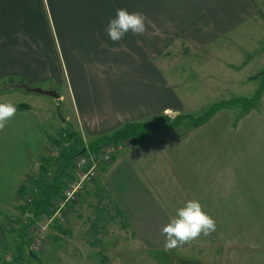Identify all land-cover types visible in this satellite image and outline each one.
I'll list each match as a JSON object with an SVG mask.
<instances>
[{
	"label": "crops",
	"instance_id": "1",
	"mask_svg": "<svg viewBox=\"0 0 264 264\" xmlns=\"http://www.w3.org/2000/svg\"><path fill=\"white\" fill-rule=\"evenodd\" d=\"M120 8L147 17L143 35L129 32L119 42L108 37V21ZM45 9L49 19L41 0H0V82L14 77L30 88L43 89L41 85H48L49 89L44 90H54L63 83L61 68L64 69L68 89L64 95L59 93L60 99H53L63 103L69 94L76 127L67 125L84 141L111 135L126 123L154 121L168 109L167 101L172 104L175 94L163 89L157 74L148 66L151 55L147 51L163 47V39L169 34L174 41L182 36L190 48H203L212 41L224 40L240 47L249 43L247 48L254 49L258 39L249 38L252 29L246 25L256 19L258 24H264V0H47ZM244 29L240 38L230 37ZM51 32L55 34L57 49ZM257 108L244 114L236 124L263 127L264 93ZM222 111L226 113L219 111L205 125L191 128L185 137L164 139L154 146L150 145L155 142L122 146L112 164L101 171L100 181L87 185L80 199L98 194L103 188L112 217L124 220L149 249L162 250L165 236L161 229L176 213L166 212L161 204L164 201L157 197L159 175L165 182L169 179L166 169L172 168L178 176H212L217 184L192 187L189 182L184 183L177 198L173 194V200L168 201L178 209L187 200L196 199L215 219L216 230L194 240L191 246L215 250L214 264H264V133L249 139L250 153L238 148L230 154L233 158H228L229 139L217 137L223 124H232L233 118L227 113L230 110ZM63 120L67 123L68 117ZM239 141L232 138L235 143L230 144L239 145ZM46 142L49 143V135L32 106L17 109L0 131V211L19 210L22 218L29 221L32 213L23 214L27 206L20 196V187L26 185L32 169L46 156ZM184 145L210 154L203 153L204 162L197 165L192 155L178 148ZM169 153L176 154L172 167L163 162ZM80 199L72 203L67 225L59 232L53 228V242L70 236L71 230L80 224L81 216L77 214L85 205ZM1 216L0 212L2 261V248L9 253L14 251L17 234L10 231L15 245L6 246ZM24 221L26 224L19 220L16 225L27 226ZM47 250L44 258L55 251Z\"/></svg>",
	"mask_w": 264,
	"mask_h": 264
},
{
	"label": "rangeland",
	"instance_id": "2",
	"mask_svg": "<svg viewBox=\"0 0 264 264\" xmlns=\"http://www.w3.org/2000/svg\"><path fill=\"white\" fill-rule=\"evenodd\" d=\"M41 2L46 18L49 19L45 9L47 0H41ZM262 25L264 26L262 22L258 24V19L250 21L246 25L252 30L256 29V31L253 32L251 30L249 33L250 39H258V45L254 49L247 48L249 43L240 47L236 46L237 43L224 40L212 41L210 45L203 48H190L182 36L174 41L172 34L163 39V47L148 48L149 50L147 49V51L151 55L148 66H151V70L157 74L163 89L170 90L175 94L172 104L169 101L166 102L169 107L162 114L172 121L180 115L198 117L219 102L234 98H252L259 89L261 80L264 77V29L260 28ZM49 26L51 27V22ZM246 29L241 31V33H236L237 35L232 34L230 37L240 38ZM53 34L52 39L56 48ZM61 71L64 78L63 83L55 86L54 90L64 95L68 89V81L65 78V70L61 68ZM41 87L43 88L42 90L49 89L48 85H41ZM5 101H11L16 106L27 104L35 108L42 121V127L51 138H56L60 129H67V124L76 127L75 112L68 93L64 98V102L60 103L50 96L38 95L27 90L24 84L10 86V84H1L0 82V102ZM256 110L259 111L260 109L257 108ZM240 112L241 109L239 108L228 111L227 113L233 118V122L232 124H226V126L223 124L222 129H219L220 137L218 136L217 138L221 140L229 139L227 140L228 158H233L230 154L235 153L238 148L241 151L243 149L245 153H250L249 139L260 137L264 133V126L236 124L242 117L239 115ZM223 113H226V111H221L219 114ZM66 117H68V120L67 123H64L63 118ZM214 126L216 125L214 124ZM190 130L191 127L188 126V123H184L183 126L177 129L157 125L150 134L148 143L155 142V144L150 145L154 146L158 144V141L163 142L164 139L185 137L190 133ZM212 138H216V136H212ZM232 138H239L240 144H230L235 143L232 142ZM92 140V138L86 139V143L88 144ZM204 147L210 148L212 146ZM178 148L184 149V154L192 155L197 165L204 162L205 154H210L203 151L196 152L192 145L178 146ZM51 149L50 142H46L44 148L45 153L47 151L46 156L52 157L50 154ZM122 155L123 153L119 157ZM175 156L176 154L169 153V158L163 160L164 164L169 162L172 167V159ZM188 161L193 162L189 158ZM183 164L185 165V162ZM229 164L231 166L234 165L231 161H229ZM38 166L39 164L37 163L36 167L31 171V175L34 178L38 177ZM189 166L191 168V165ZM166 170H169V179L163 182L161 175H159L157 179L159 185L157 197L164 201L160 203L168 213H176L177 209H174V205L168 203V201L173 200V194H175V199L177 198L176 194L181 191L184 183L189 182L192 187L217 184V179L215 182L212 176H178L172 168ZM209 174H212V172ZM98 178L96 182L99 180ZM28 182L27 180L26 184ZM93 183L95 182L93 181ZM89 190L93 192L92 189ZM217 197L219 199V196ZM80 201L85 204L83 208L79 209L77 214V216H81L79 217L80 224L74 230H71L70 236L63 234L65 239L60 238L61 240L58 242H53L50 238L53 229L45 249L41 252L36 251L39 255H42L40 260L38 258L32 264H214L216 260L215 250L211 251L209 250L210 248L191 246V244L183 249L174 248L166 251L163 248L162 250L153 251L149 249L151 247L145 246L133 234L124 220L118 216L115 217V215L114 218L112 217L113 213L109 209L110 206L104 194L99 196L95 192V194L88 196L87 199L82 198ZM88 206L90 207L88 208ZM0 212L2 213L1 218L4 221V228L7 234L5 244L6 246L15 245L14 236L10 233L11 226H14L12 224H16L19 220L26 224L24 220L28 222V218H22L19 210L11 209ZM57 232L59 231L57 230ZM30 240L29 247L34 239L30 237ZM62 244L64 246L61 247ZM55 245L57 247L54 249ZM49 248L55 251L49 258H44L43 255ZM1 251L4 257L2 261L0 260V264L4 261L10 262L7 260L10 253L3 248ZM58 257H61L59 261H52Z\"/></svg>",
	"mask_w": 264,
	"mask_h": 264
},
{
	"label": "trees",
	"instance_id": "3",
	"mask_svg": "<svg viewBox=\"0 0 264 264\" xmlns=\"http://www.w3.org/2000/svg\"><path fill=\"white\" fill-rule=\"evenodd\" d=\"M1 84H10L11 86L15 84H24V82L12 77L2 81ZM263 93L264 77L261 80L259 89L252 98H234L228 101L219 102L198 117L192 115H180L172 121L167 116L161 115L154 121L126 123L111 135L94 138L88 143V147L92 152L99 153L109 144L124 147L128 145L134 147L144 146L149 142L150 134L157 125H164L167 128L177 129L183 126L184 123H188V126L191 128H198L209 122L219 111L235 110L238 108L241 109L239 115L243 116L259 106ZM16 107L18 110L30 109V106L27 104H20ZM67 127V129H60L56 138H51L49 136L51 146L59 148L60 152L58 156L53 158L48 155L42 158L39 163L38 177L34 178L30 176L28 178V184H24L20 187V196L23 200H25L28 193L33 194V203L25 204L27 207H25V211L23 212V214L30 212L32 213V216L30 217L27 226L22 224L18 227L16 224H12L14 226H11V233L15 236L17 234L15 237L17 242L14 246L15 250L10 252V254H13L12 261H4L2 264H31V261L40 258L39 256H41L37 252H32V254L28 253L31 240L27 231L33 228L44 215L52 213L55 198L64 191L70 177L72 176L73 161L78 156L85 154L83 151L86 144L83 137L75 132L71 126L68 125ZM178 138L179 137H175L173 139ZM67 144L69 146H67ZM49 172H52V179L47 177ZM103 194L105 195V190L100 188L98 195L102 196ZM72 203L69 205V209L71 208ZM66 225L67 224H53L50 228L51 230L47 232V238H49L53 228L60 231L62 227ZM46 245L44 246V249Z\"/></svg>",
	"mask_w": 264,
	"mask_h": 264
},
{
	"label": "clouds",
	"instance_id": "4",
	"mask_svg": "<svg viewBox=\"0 0 264 264\" xmlns=\"http://www.w3.org/2000/svg\"><path fill=\"white\" fill-rule=\"evenodd\" d=\"M146 20L147 17L141 12H129L120 8L116 10L115 17L108 21L106 33L113 42H119L129 32L137 36L143 35L147 30ZM16 112L17 107L11 101L0 102V131L4 130ZM215 230L216 221L204 211L202 204L196 199L187 200L161 229V234L165 236L164 250L170 251L190 244Z\"/></svg>",
	"mask_w": 264,
	"mask_h": 264
},
{
	"label": "built area",
	"instance_id": "5",
	"mask_svg": "<svg viewBox=\"0 0 264 264\" xmlns=\"http://www.w3.org/2000/svg\"><path fill=\"white\" fill-rule=\"evenodd\" d=\"M86 147L83 153L78 156L72 163V176L70 177L64 191L55 198L53 202V210L49 215H44L38 223L27 231L28 235L34 239L31 243L28 253L41 252L48 243L47 232L51 230V226L55 223L64 225L68 221L69 205L76 202L83 194V190L87 185L97 180L101 171L112 164L113 157L121 150L122 146L109 144L105 146L99 153H94L84 141ZM67 146H69L67 144ZM50 154L57 157L59 154L58 147L51 146ZM48 178L52 179V173ZM24 204L33 203V194L28 193L25 197ZM12 255H8V261H12Z\"/></svg>",
	"mask_w": 264,
	"mask_h": 264
},
{
	"label": "water",
	"instance_id": "6",
	"mask_svg": "<svg viewBox=\"0 0 264 264\" xmlns=\"http://www.w3.org/2000/svg\"><path fill=\"white\" fill-rule=\"evenodd\" d=\"M24 87L29 91H32V92H35V93H38L41 95H47V96H50V97L55 98V99L61 98L58 91H56V90H42L40 88H30L26 85H24Z\"/></svg>",
	"mask_w": 264,
	"mask_h": 264
}]
</instances>
